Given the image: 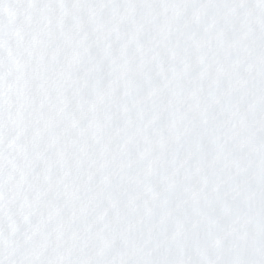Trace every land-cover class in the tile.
Wrapping results in <instances>:
<instances>
[{
	"label": "snow or ice",
	"instance_id": "obj_1",
	"mask_svg": "<svg viewBox=\"0 0 264 264\" xmlns=\"http://www.w3.org/2000/svg\"><path fill=\"white\" fill-rule=\"evenodd\" d=\"M0 264H264V0H0Z\"/></svg>",
	"mask_w": 264,
	"mask_h": 264
}]
</instances>
